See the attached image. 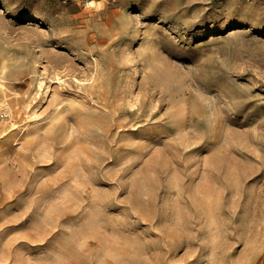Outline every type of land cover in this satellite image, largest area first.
<instances>
[{
	"label": "rangeland",
	"instance_id": "374dc122",
	"mask_svg": "<svg viewBox=\"0 0 264 264\" xmlns=\"http://www.w3.org/2000/svg\"><path fill=\"white\" fill-rule=\"evenodd\" d=\"M0 264H264V0H0Z\"/></svg>",
	"mask_w": 264,
	"mask_h": 264
},
{
	"label": "bare ground",
	"instance_id": "6f19581e",
	"mask_svg": "<svg viewBox=\"0 0 264 264\" xmlns=\"http://www.w3.org/2000/svg\"><path fill=\"white\" fill-rule=\"evenodd\" d=\"M102 38V37H101ZM103 41V40H102ZM57 60V59H56ZM55 60V61H56ZM60 60V59H59ZM57 63H58V61H57ZM68 63V62H67ZM59 64V63H58ZM71 64V63H70ZM57 65V64H56ZM55 65V66H56ZM69 64H67V66H68ZM58 66V65H57ZM73 66V65H72ZM58 68V67H57ZM61 68V67H60ZM70 68V67H69ZM72 68V67H71ZM64 69V68H63ZM54 70H55V68H54ZM53 70V71H54ZM65 70V69H64ZM74 70V69H73ZM97 70V69H96ZM59 71V70H58ZM66 71V70H65ZM67 71H69V70H67ZM64 72V71H63ZM72 73V72H71ZM71 73H70V75H71ZM54 74V73H53ZM59 74V73H58ZM67 75H68V73H66ZM56 76V75H55ZM93 76V75H92ZM93 77H95V76H93ZM69 78V77H68ZM72 79V78H71ZM92 79V78H91ZM73 80V79H72ZM93 81V80H92ZM95 81V80H94ZM96 82V81H95ZM95 85V84H94ZM85 102V101H84ZM108 104V103H107ZM72 108H74V107H72ZM102 109V108H101ZM76 112H78L77 110H75ZM85 111V110H84ZM109 111V110H108ZM80 113H81V111H79ZM83 113V112H82ZM91 114H93V113H91ZM95 114V113H94ZM85 115V114H84ZM89 116V115H88ZM88 118V117H87ZM81 120H82V118H80ZM79 119V120H80ZM84 119V118H83ZM92 121V120H91ZM84 122V121H83ZM86 122V121H85ZM89 122H87V124H88ZM91 123V122H90ZM111 123V122H110ZM84 125V124H83ZM109 125V124H108ZM114 125V124H113ZM88 126V125H87ZM111 126V125H110ZM112 127V126H111ZM102 128V127H101ZM108 128V127H107ZM110 128V127H109ZM104 129V128H103ZM111 129V128H110ZM108 130V129H107ZM102 131V130H101ZM103 132H104V130H103ZM104 135V134H103ZM106 136V135H105ZM103 138V137H102ZM100 139V138H99ZM105 139V138H104ZM107 144V143H106ZM210 206V205H209ZM263 209V208H262ZM261 209V210H262ZM263 211V210H262ZM138 261H139V259H138ZM140 262V261H139Z\"/></svg>",
	"mask_w": 264,
	"mask_h": 264
}]
</instances>
